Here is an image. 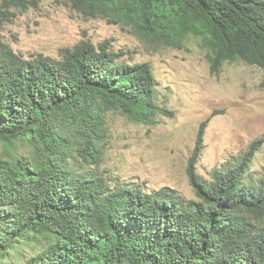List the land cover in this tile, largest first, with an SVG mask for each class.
<instances>
[{
  "label": "trees",
  "instance_id": "trees-1",
  "mask_svg": "<svg viewBox=\"0 0 264 264\" xmlns=\"http://www.w3.org/2000/svg\"><path fill=\"white\" fill-rule=\"evenodd\" d=\"M68 1L157 45L183 48L199 38L212 74L237 60L264 69V0ZM40 2L0 0V28L12 9ZM123 54L109 40H84L61 58H27L0 31V142L30 147L0 157V264H15L24 241L42 249L16 264H264V176L250 170L264 139L206 180L196 172L203 124L188 173L197 199L169 186L111 187L96 171L107 112L151 125L174 115L158 102L151 63Z\"/></svg>",
  "mask_w": 264,
  "mask_h": 264
},
{
  "label": "rangeland",
  "instance_id": "rangeland-1",
  "mask_svg": "<svg viewBox=\"0 0 264 264\" xmlns=\"http://www.w3.org/2000/svg\"><path fill=\"white\" fill-rule=\"evenodd\" d=\"M12 10L16 16L0 31L5 43L27 58L38 53L61 58L63 48L84 40L96 45L109 40L113 50L124 53L120 60L151 63L158 102L174 115L160 114L151 125L132 120L122 109L106 113L108 132L96 171L111 187L133 185L153 192L169 186L187 200L197 199L188 173L203 124L196 172L206 180H212L215 169L242 157L254 141L264 139L263 68L237 60L225 62L219 74H212L199 38L191 37L183 48L150 43L130 27L83 15L68 0H41L37 8ZM29 151L22 141L15 147L0 142L3 158ZM70 163L79 165L74 159ZM250 170L264 176V141ZM41 249L24 241L13 261L21 263Z\"/></svg>",
  "mask_w": 264,
  "mask_h": 264
}]
</instances>
